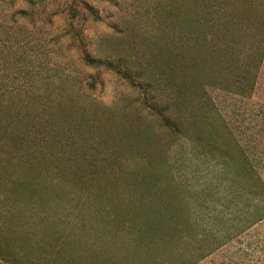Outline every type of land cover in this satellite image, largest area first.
<instances>
[{
    "label": "trees",
    "instance_id": "16d2710c",
    "mask_svg": "<svg viewBox=\"0 0 264 264\" xmlns=\"http://www.w3.org/2000/svg\"><path fill=\"white\" fill-rule=\"evenodd\" d=\"M182 1L174 17L178 37L193 59L174 70H163L170 87L165 101L151 94L153 83L144 72L99 59L90 51L85 29L76 24L100 21L98 11L87 1L68 0L64 35L83 66L93 70L92 83L100 81L101 73H111L138 95L135 100L140 110L156 120L158 129L190 134L208 151L229 152L236 146L238 164L230 173L239 181L243 196L264 193L249 161L252 154L239 147L212 99L213 91L228 90L210 85L228 81L230 76L236 94L249 96L254 84L241 71L242 63L245 58L256 59L257 70L263 53L259 54V41L249 43L243 32L247 29L252 36L256 30L252 25L264 31V4L259 6L256 0ZM223 66L233 69H228L230 75ZM189 81L196 99L185 105L178 93ZM120 114L117 121L108 123L107 119L99 125V139L105 143L116 139L121 147L154 143L147 134L148 125L134 122L126 112ZM36 116L26 105L5 107L0 102V129L17 130L22 142L37 139L35 145L47 134V143L56 148L54 153L50 150L49 157L33 156L35 162L27 160L29 156L15 162L0 161V264H196L220 246V242L212 247L208 242L202 247L197 244L207 241L208 235L196 237L202 224L184 202L180 184L166 175L162 164L141 165L118 177L115 173L98 177L97 172H91L97 167L92 162L81 160L77 166L74 158L75 164L69 165L67 153L62 152L66 141L63 130L55 124L46 131L50 121L42 114ZM261 140L264 142V132ZM147 155L153 157L154 151ZM57 161L59 167H54ZM84 173L87 176L82 181ZM208 184L193 189L194 195L205 191ZM83 185L84 193L78 192ZM220 217H215V224H221Z\"/></svg>",
    "mask_w": 264,
    "mask_h": 264
},
{
    "label": "rangeland",
    "instance_id": "374dc122",
    "mask_svg": "<svg viewBox=\"0 0 264 264\" xmlns=\"http://www.w3.org/2000/svg\"><path fill=\"white\" fill-rule=\"evenodd\" d=\"M84 1L100 16L98 22L76 23L78 29H85L90 51L99 59L120 62L125 68L144 72L154 85L149 82L151 94L165 101L170 87L163 79V70H174L193 59L192 52H187L178 37V22L174 17L175 9L183 1ZM256 1L259 6L264 4V0ZM67 3L68 0H0V102L5 107L11 103L26 105L37 118L42 114L51 124L46 131L57 124L66 139L62 152L67 153L69 165L75 164L74 158L77 166L81 160L92 162L97 167L91 172L93 175L97 172L98 177L112 173L118 177L141 165L162 164L166 175L180 184L184 202L190 204L189 211L202 224L197 228L196 237L205 232L208 235L207 241L200 240L197 244L202 247L208 242L212 247L221 243L196 264H264V193L243 196L239 181L230 173L238 164L236 146L234 152L208 151L198 146L190 134L158 129L156 120L147 111L140 110L135 100L138 95L111 73H101L100 81L92 83L93 70L83 66L64 35ZM252 28L256 29L252 30V36L247 29L243 33L249 43L259 41V54L263 55L257 70L256 59L253 62L245 58L242 63L241 71L254 84L249 96L236 94V83L230 76L228 81H213L210 85L228 90L213 91L212 99L239 147L248 148L252 154L249 161L257 174L256 183L261 187L264 185V142L261 140L264 31L254 25ZM223 69L228 75L231 73L228 69L233 70L226 66ZM193 89L190 81L180 87L178 95L185 105L196 99ZM171 95H175L172 90ZM124 112L134 117V122L143 121L148 125L147 134L153 144L121 147L116 139L109 142L105 138L107 143L99 139V125L107 119L108 123L117 121ZM56 113L59 116L55 118ZM18 134L17 130L0 129V161L15 162L18 157L29 156L27 160L35 162L33 156L49 157L51 149L52 153L56 151L47 143V134L37 145V139L22 142ZM151 150L154 156L149 158L147 154ZM54 167H59L58 161ZM85 176L86 173L80 177L82 181ZM207 184L205 191L194 195L193 189ZM83 187L78 192L85 191ZM215 217L222 219L221 224H215Z\"/></svg>",
    "mask_w": 264,
    "mask_h": 264
}]
</instances>
